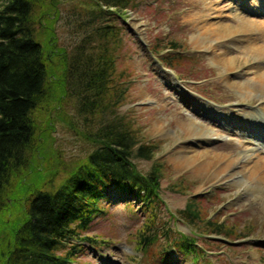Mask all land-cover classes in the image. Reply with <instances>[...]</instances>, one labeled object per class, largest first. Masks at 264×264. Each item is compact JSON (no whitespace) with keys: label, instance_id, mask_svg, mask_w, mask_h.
<instances>
[{"label":"trees","instance_id":"16d2710c","mask_svg":"<svg viewBox=\"0 0 264 264\" xmlns=\"http://www.w3.org/2000/svg\"><path fill=\"white\" fill-rule=\"evenodd\" d=\"M89 1L62 9L61 0H0V264H72L81 245L98 243L85 233L110 192L126 194L127 206L139 200L151 210L143 247L159 233L160 168L154 164L144 174L133 162L150 161L156 144L142 140L118 111L129 77L116 67L122 35L116 19L139 0ZM62 11L84 28L70 52L56 46ZM54 115H72L66 120L71 126L82 120L89 144L58 186L51 181L54 170L35 165L36 151L49 145L40 141L53 138L50 153L39 159L55 156L66 166L54 150ZM186 210L197 218L192 203ZM208 223L217 235L229 232L222 223ZM195 246L194 238L183 236L170 238L163 250L197 254Z\"/></svg>","mask_w":264,"mask_h":264},{"label":"rangeland","instance_id":"374dc122","mask_svg":"<svg viewBox=\"0 0 264 264\" xmlns=\"http://www.w3.org/2000/svg\"><path fill=\"white\" fill-rule=\"evenodd\" d=\"M61 1L62 9L74 3L90 2ZM258 1L229 0L225 4L230 8L243 6L245 10L256 8ZM220 6V0H139L137 7L128 9L123 17L116 19L122 33L116 67L129 77L124 102L118 111L132 122L142 140L156 144L150 161L140 159L133 162L137 170L144 174L154 164L160 168L158 188L161 204L156 208L158 216L155 220L159 233L150 240V245L143 247L140 241L143 235L149 234L148 214L151 210L141 205L139 200H133L134 206L127 207L126 194L110 192L102 204L101 213L93 218L85 233L98 243L81 245L83 251L72 264H264V192L244 191L221 177L203 182L201 175L190 168L180 169L174 165L179 159L176 151L184 145L191 146L193 150L212 149L229 155L238 150L231 148L232 145L240 144L236 135L222 130H217V136L205 144L185 140L184 131L178 124L191 114L190 107L195 104L193 99L199 101L203 108L206 105L220 111L232 110L243 118H249L252 111H259L256 116L261 120L249 118L247 121L264 128L262 106L255 101L256 97L242 101L237 88L231 83L241 77L231 74V80H225L221 68L211 63L208 52L192 41L198 33L192 17H204L211 12V16L205 17L207 21L220 20L219 16H215L218 12H213L215 7ZM62 13L56 28V46L58 50L70 52L76 41L84 37V28L80 27V21H75V25L68 13ZM226 13L223 10V14ZM225 20L230 21L229 17ZM92 42L96 46L97 38L93 37ZM173 44L175 50L170 48ZM170 55L172 60L167 64L158 59ZM70 116L65 119L61 115L52 116L55 121L52 132L54 150L61 151L60 158L65 160L66 166L60 167L61 160L55 156L39 159L40 154L50 153L53 138L49 142L40 141L49 145L47 149L36 151L35 165L54 170L56 175L51 181L56 186L88 152L86 145L89 144L82 134L87 125L78 120L76 125L71 126L66 121ZM155 119H159L163 129L156 128ZM217 126L231 128L227 123L217 122L215 128ZM42 129L40 126L37 136ZM73 129H77L81 137ZM251 135L259 139L255 143L264 141L261 135ZM189 203L196 209L197 218H191L184 212ZM210 221L222 223L228 234H215V228L208 225ZM183 236L195 239L197 254H187L179 249L171 252L163 250L170 238ZM164 237L168 238L166 243Z\"/></svg>","mask_w":264,"mask_h":264},{"label":"bare ground","instance_id":"6f19581e","mask_svg":"<svg viewBox=\"0 0 264 264\" xmlns=\"http://www.w3.org/2000/svg\"><path fill=\"white\" fill-rule=\"evenodd\" d=\"M228 1L220 0L221 6L215 7L213 11L218 12L215 16H219L220 20L207 21L205 17L211 16V12L204 14V17H192L195 30L198 31L192 41L198 48L208 52L211 63L221 68L225 80L230 81L231 74L241 77L231 83L237 88L242 101L256 97L255 101L262 106L264 121V0L256 2V8L245 10L239 5H235L238 6L235 8L226 6ZM223 10L227 11L225 15ZM228 17L229 22L225 20ZM192 101L195 104L190 107L191 114L178 124L184 131L185 140L205 144L217 136V130H222L232 136L236 135L240 144L232 145L231 148L238 150L229 155L212 149L193 150L191 146H181L176 151L179 159L175 162V167L190 168L195 174L201 175L203 182L221 177L237 184L244 191L264 192V141L261 144L255 143L259 139L251 135H261L264 139V128L247 121L249 118L261 120L256 116L260 112L252 111L249 118H243L232 110L220 111L206 105L203 108L199 101ZM155 120L156 128L163 129V124L159 125V119ZM217 122L227 123L231 128H215Z\"/></svg>","mask_w":264,"mask_h":264}]
</instances>
